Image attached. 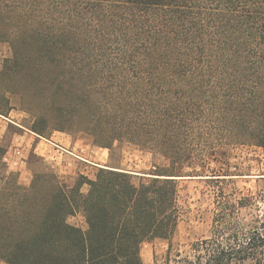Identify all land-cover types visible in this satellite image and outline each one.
Here are the masks:
<instances>
[{
  "label": "trees",
  "instance_id": "obj_1",
  "mask_svg": "<svg viewBox=\"0 0 264 264\" xmlns=\"http://www.w3.org/2000/svg\"><path fill=\"white\" fill-rule=\"evenodd\" d=\"M0 44L10 50L0 59L4 91H17L28 61L53 62L70 96L60 128L169 164L148 174L99 167L71 185L38 172L22 186L5 170L0 138L1 261L143 264V242L177 231L187 166L207 170L220 191L211 234L185 250L169 243L161 264H264V173L255 190L220 185L250 175L232 170L234 148L264 152V0H0ZM45 122L39 115L31 131L45 137ZM77 210L84 229L67 220Z\"/></svg>",
  "mask_w": 264,
  "mask_h": 264
},
{
  "label": "rangeland",
  "instance_id": "obj_2",
  "mask_svg": "<svg viewBox=\"0 0 264 264\" xmlns=\"http://www.w3.org/2000/svg\"><path fill=\"white\" fill-rule=\"evenodd\" d=\"M9 55L10 50L7 45L0 44V59ZM28 62L26 65L23 64L25 70L15 81L17 87L15 93L6 92L4 86H0V108L6 111L8 117L23 126L21 128L12 124L13 126L9 127L1 139V143L5 147L12 145V137L16 132H19L18 128L31 130V125L37 121L39 115H42L46 122L39 127L45 137L59 136L61 139H66L74 145L75 151H78L80 155L87 156L93 163L134 174H148L169 166L168 161L161 154L144 150L135 144L117 141L110 149L101 148L92 143L91 136L86 132L70 130L67 126L64 129L60 128V126H64L61 116L65 113V109H59L58 106L69 101L70 96H68L69 93H66V84L61 83L59 87L57 82L52 79L59 68L50 61H42L40 65L31 60ZM4 97L10 99L8 101L13 106L10 110L6 107L7 101H4ZM20 142L22 141L20 140ZM21 148L23 149L21 152L11 150L8 160L5 159L7 164L5 170L14 172L18 183L20 178L22 180L26 178L27 184H21L22 186H28L35 173L48 171L56 172L66 185H71L80 174L93 179L99 168L94 164L84 163L77 159L73 161L62 158H43L37 155L31 147L22 146ZM230 163L232 170L235 166L240 173H249L250 175L235 177L233 182H228V184L220 183L225 191L230 190L231 186H236L241 192H245L247 188L255 190L258 174L264 173V152L255 147H236L233 149ZM62 164H66L67 167ZM221 166L224 167L219 162L209 163L210 168ZM19 167H22V172L24 169V174L18 170ZM196 170L193 171L185 166L181 173L185 176L179 177L177 180L178 202L182 211L175 235L170 242L161 238L143 242L140 246L143 264H155V262L161 264L169 243L173 250H185L189 243L206 238L211 234L212 220L220 191L203 176L209 174L207 170L205 172ZM20 172L22 175L19 177ZM88 189V185L84 184L82 192L86 193ZM240 213L246 216L247 210L241 209ZM67 220L70 224L83 229L86 227L85 218L79 210L70 215ZM0 264L6 263L0 260Z\"/></svg>",
  "mask_w": 264,
  "mask_h": 264
},
{
  "label": "crops",
  "instance_id": "obj_3",
  "mask_svg": "<svg viewBox=\"0 0 264 264\" xmlns=\"http://www.w3.org/2000/svg\"><path fill=\"white\" fill-rule=\"evenodd\" d=\"M11 115V114H10ZM16 125L18 127L23 128V126L18 123L17 121L11 119L8 116H4L0 114V138L2 139L3 135H5L11 125ZM12 125V126H13ZM19 132H16L15 135L12 137L11 143L12 145L10 147L7 146V152L5 155V159L8 160V157L10 156L11 150L14 149L15 151L21 152L23 149L22 146L31 147L37 155L48 158L51 157L53 159L62 158L64 160H80L84 163H91L98 167H107L101 164L93 163L90 159L87 158V156L80 155L78 151H75L74 145L69 143L66 139H61L59 136H51V137H43L35 132L26 129L21 130L18 128ZM20 140L22 142H20ZM69 143V144H68ZM63 160V161H64ZM64 167H67L66 164H62ZM19 171L22 172V167H19ZM19 173V177L24 174V169L22 173ZM19 183L22 185L27 184L26 178L22 180L20 178Z\"/></svg>",
  "mask_w": 264,
  "mask_h": 264
},
{
  "label": "water",
  "instance_id": "obj_4",
  "mask_svg": "<svg viewBox=\"0 0 264 264\" xmlns=\"http://www.w3.org/2000/svg\"><path fill=\"white\" fill-rule=\"evenodd\" d=\"M179 178V177H178Z\"/></svg>",
  "mask_w": 264,
  "mask_h": 264
}]
</instances>
